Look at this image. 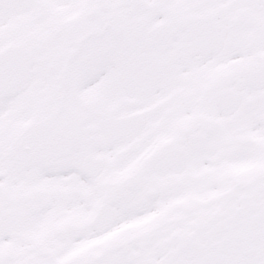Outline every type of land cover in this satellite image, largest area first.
<instances>
[{
	"label": "snow or ice",
	"instance_id": "snow-or-ice-1",
	"mask_svg": "<svg viewBox=\"0 0 264 264\" xmlns=\"http://www.w3.org/2000/svg\"><path fill=\"white\" fill-rule=\"evenodd\" d=\"M0 264H264V0H0Z\"/></svg>",
	"mask_w": 264,
	"mask_h": 264
}]
</instances>
